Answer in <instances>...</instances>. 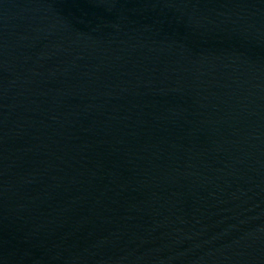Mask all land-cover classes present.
Masks as SVG:
<instances>
[{
    "label": "water",
    "instance_id": "obj_1",
    "mask_svg": "<svg viewBox=\"0 0 264 264\" xmlns=\"http://www.w3.org/2000/svg\"><path fill=\"white\" fill-rule=\"evenodd\" d=\"M0 264H264V0H0Z\"/></svg>",
    "mask_w": 264,
    "mask_h": 264
}]
</instances>
